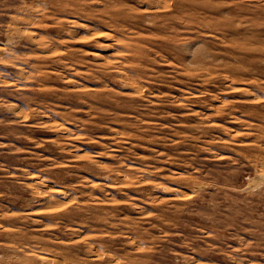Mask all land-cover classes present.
I'll return each mask as SVG.
<instances>
[{"label":"rangeland","instance_id":"1","mask_svg":"<svg viewBox=\"0 0 264 264\" xmlns=\"http://www.w3.org/2000/svg\"><path fill=\"white\" fill-rule=\"evenodd\" d=\"M0 264H264V0H0Z\"/></svg>","mask_w":264,"mask_h":264}]
</instances>
